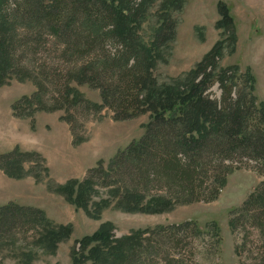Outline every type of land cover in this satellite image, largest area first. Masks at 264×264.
Returning <instances> with one entry per match:
<instances>
[{"label": "trees", "instance_id": "1", "mask_svg": "<svg viewBox=\"0 0 264 264\" xmlns=\"http://www.w3.org/2000/svg\"><path fill=\"white\" fill-rule=\"evenodd\" d=\"M152 2L0 0V87L14 81L35 88L12 105L13 117L62 111L61 120L69 126L76 147L85 139L75 137L73 123L78 120L73 111L81 110L86 118L108 109L115 122L150 115L143 136L118 152L106 169L98 162L82 181L56 184L55 193L92 218H99L108 201L92 203L98 190H106L109 201L125 212L153 214L174 202L216 201L234 170L264 177V102L253 95L249 73L220 66L224 44L233 47L236 42L226 5L217 4V27L223 28L226 39L185 77L160 85L153 72L175 38L173 14L182 0L161 4L145 40L142 25ZM213 85H218V99L209 95ZM83 86L97 91L101 103L88 100L77 89ZM27 163L35 165L31 171L25 170ZM0 171L14 180L28 172L39 180V174L48 173L39 153L18 147L0 154ZM90 204L94 214L88 212ZM228 224L233 235L249 228L264 236V181L229 214ZM68 230L50 225L39 209L14 203L0 206V236L34 234L54 247L69 237ZM112 232L104 223L79 240L72 264H199L197 256H214L217 241L212 223L204 229L194 222L157 226L118 239ZM205 232L208 244L199 248L196 243Z\"/></svg>", "mask_w": 264, "mask_h": 264}, {"label": "rangeland", "instance_id": "2", "mask_svg": "<svg viewBox=\"0 0 264 264\" xmlns=\"http://www.w3.org/2000/svg\"><path fill=\"white\" fill-rule=\"evenodd\" d=\"M164 1L153 0L148 7L141 31L145 40L157 22L156 14ZM219 2L229 11L236 39L233 47L224 44L220 66H236L240 74L249 73L253 77V95L257 101L264 102V0H182L181 9L173 14L175 38L157 63L154 77L160 85L182 79L216 43L226 39L223 28L217 27ZM72 86L76 87L75 84ZM77 89L91 102L101 103L97 91L86 86ZM34 90L28 82L11 81L9 86L0 87V154L16 147L24 152L35 151L45 160L48 173L39 174V180L31 172L21 180H14L0 171V206L14 203L39 209L53 227L68 226L69 237L52 247L48 243L42 244L34 234L0 236V264H72V252L73 249L77 252V242L92 236L104 223L112 226V234L118 239L134 231L185 222H194L201 229L212 223L216 228L214 256L209 252L202 258L197 256L199 264H262L264 236L249 228H240L233 235L228 222L229 214L242 205L264 177L243 168L234 170L227 176L216 201L191 205L174 202L153 214L125 212L114 201H109L106 190H98L91 198L92 203L108 201L100 210L99 218H92L83 208L68 203L55 193L56 184L82 181L86 172L95 168L98 162L106 169L118 152L143 136L150 115L115 122L108 109L86 118L81 110L73 111L78 120L73 123L75 137L85 139L84 143L73 147L69 126L61 120L65 117L64 112L39 111L23 119L12 116V105L21 97L30 96ZM209 95L219 98L218 85L210 88ZM34 166L27 163L25 170L31 171ZM88 212H96L93 205H89ZM203 236L196 243L199 248L208 244L209 234L205 232ZM236 246L239 253L235 252Z\"/></svg>", "mask_w": 264, "mask_h": 264}]
</instances>
